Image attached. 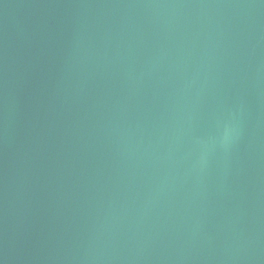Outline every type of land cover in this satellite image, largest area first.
Instances as JSON below:
<instances>
[{"label": "water", "instance_id": "95a60500", "mask_svg": "<svg viewBox=\"0 0 264 264\" xmlns=\"http://www.w3.org/2000/svg\"><path fill=\"white\" fill-rule=\"evenodd\" d=\"M0 264H264V0H0Z\"/></svg>", "mask_w": 264, "mask_h": 264}]
</instances>
